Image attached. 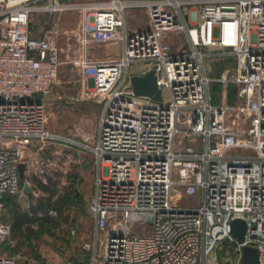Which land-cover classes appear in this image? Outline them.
I'll return each instance as SVG.
<instances>
[{
  "label": "built area",
  "instance_id": "2783aa9c",
  "mask_svg": "<svg viewBox=\"0 0 264 264\" xmlns=\"http://www.w3.org/2000/svg\"><path fill=\"white\" fill-rule=\"evenodd\" d=\"M129 10L144 12L145 29H128ZM66 11L80 15L69 102L99 106L90 212L101 249L90 264H240L243 246L264 264V0H0V246L11 234L4 200L24 193L19 165L55 138L46 107L60 27L34 35L32 18ZM90 45L119 52L91 58ZM225 62L232 72L212 78ZM137 64L138 75L154 72L162 101L133 94ZM181 198L190 204L173 203ZM234 220L246 224L242 244ZM224 241L233 249L221 257ZM16 262L0 253V264Z\"/></svg>",
  "mask_w": 264,
  "mask_h": 264
},
{
  "label": "rangeland",
  "instance_id": "374dc122",
  "mask_svg": "<svg viewBox=\"0 0 264 264\" xmlns=\"http://www.w3.org/2000/svg\"><path fill=\"white\" fill-rule=\"evenodd\" d=\"M127 13L129 24L142 26V10H129ZM79 20L78 11H66L53 16L35 15L32 18L34 35L43 34L54 21L59 23V84L48 98L46 107V129L55 138L41 143L40 150L32 151L30 157L25 159L27 169L21 184L28 185L35 196L27 200L8 196L4 206L5 222H8L13 208L21 211L32 207L38 214L36 224L22 236H15L18 238L14 239V244L9 242L0 246L1 254L17 257L16 264H90L92 256L100 253L101 241L95 252L94 219L90 212L96 175L95 160L90 149L95 141L99 106L89 101L75 105L69 102L78 87L76 72L69 65V52L78 47L72 35L79 27ZM179 39L183 40L181 36ZM179 39L171 37L172 41H176L175 46H179ZM118 52L119 48L115 46L90 45L86 49L87 56L91 58L108 54L114 56ZM210 68L212 78L228 76L234 63H216ZM143 69L142 64H137L131 66L129 71L135 75ZM218 91L217 85H214L213 93L217 100ZM233 94V88H228L230 99ZM162 97L167 100L166 94ZM245 153L248 152H229L230 155ZM174 180H177V176ZM197 199L199 196L194 199V203H197ZM173 203L178 206L190 204L185 198L175 199ZM71 231L75 232L74 235ZM232 249L224 241L217 252L219 256L225 257L223 252Z\"/></svg>",
  "mask_w": 264,
  "mask_h": 264
},
{
  "label": "water",
  "instance_id": "95a60500",
  "mask_svg": "<svg viewBox=\"0 0 264 264\" xmlns=\"http://www.w3.org/2000/svg\"><path fill=\"white\" fill-rule=\"evenodd\" d=\"M130 84L134 95L146 96L157 102L162 101L153 71L132 76ZM25 168V164L19 165L20 179L24 177ZM23 191L27 194H32V189L26 184L23 186ZM245 231L246 224L242 220H234L230 223V233L239 244L243 243ZM240 264H259L258 250L254 247L243 246Z\"/></svg>",
  "mask_w": 264,
  "mask_h": 264
},
{
  "label": "crops",
  "instance_id": "0c3cea01",
  "mask_svg": "<svg viewBox=\"0 0 264 264\" xmlns=\"http://www.w3.org/2000/svg\"><path fill=\"white\" fill-rule=\"evenodd\" d=\"M128 19H129V14H127L126 21ZM127 27L129 30H132V31H138V30L145 29V27H146V16H145V14H144V20L142 22V26L141 25L135 26V25L129 24L127 22ZM108 55H110V54H108ZM210 71H211V68H210ZM138 74L139 73H137L135 75H138ZM212 91H213V88H212ZM226 99L229 102L232 100L228 97V90H227ZM215 100L218 101L217 98H215ZM23 186L24 185H22V187H20L22 191H23ZM34 196H35V193H34V191H32V194H27L24 192L22 196L16 195L15 197H18L19 199H22L24 197L27 200V199L32 198V197L34 198ZM6 198H8V197H6ZM4 206H5V204H4ZM31 208L32 207H27V209H22L21 211H18L17 209H14V208H13L14 210L12 209L11 216H9L8 222H6L10 226V230H11V234H10V238H9L10 243L14 244V239L18 238L15 236H17V235L22 236L26 230H28L29 228H32V226L35 225L36 222L38 221V219H37L38 214L36 213L35 215H32L31 211H30ZM33 216L36 217V219H37L36 221H30V217H33Z\"/></svg>",
  "mask_w": 264,
  "mask_h": 264
},
{
  "label": "trees",
  "instance_id": "16d2710c",
  "mask_svg": "<svg viewBox=\"0 0 264 264\" xmlns=\"http://www.w3.org/2000/svg\"><path fill=\"white\" fill-rule=\"evenodd\" d=\"M217 88H218V87H217ZM218 89H219V88H218ZM233 92H234V89H233ZM214 102L216 103L217 101L214 99ZM21 181H22V179H20V187H22ZM4 204H5V205L7 204V198H5V200H4ZM30 211H31V214H32V215H35V214L37 213L36 209H33V208H31ZM36 220H37V219H36L35 216L30 217V221H36ZM223 253H224V252H223Z\"/></svg>",
  "mask_w": 264,
  "mask_h": 264
}]
</instances>
